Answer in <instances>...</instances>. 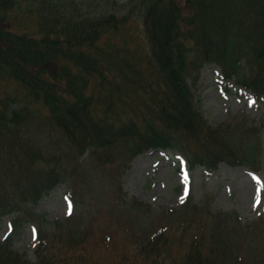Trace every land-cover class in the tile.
I'll return each instance as SVG.
<instances>
[{"label":"trees","instance_id":"1","mask_svg":"<svg viewBox=\"0 0 264 264\" xmlns=\"http://www.w3.org/2000/svg\"><path fill=\"white\" fill-rule=\"evenodd\" d=\"M205 62L264 95V0H0V215L16 211L14 225L33 224L39 240L29 257L6 238L0 264H226L217 240L261 232L264 215L233 217L235 231L209 204L153 210L120 186L123 162L151 147L177 149L191 167L243 163L231 140L250 150L256 127L201 116L187 76ZM40 130L49 148L30 138ZM88 149L101 170L80 179L71 163ZM112 155L118 166L103 163ZM59 182L73 212L47 219L34 207ZM97 197L105 203L81 230Z\"/></svg>","mask_w":264,"mask_h":264},{"label":"rangeland","instance_id":"2","mask_svg":"<svg viewBox=\"0 0 264 264\" xmlns=\"http://www.w3.org/2000/svg\"><path fill=\"white\" fill-rule=\"evenodd\" d=\"M116 1L119 4L125 3V0ZM241 65H245L244 60L241 61ZM219 71L220 67L215 63H202L197 72L189 73L187 82L200 113L211 126L244 124L247 127L251 125L256 127L253 131L255 134L249 136L251 137L249 142L252 144L250 150H245L246 143L240 146L241 141L234 142V139L239 138L238 133L234 134L231 140L236 150L242 153V156L236 153L243 161L242 166H231L228 162H222L212 172H208L202 166L188 170L183 166L184 162L178 153L155 148L132 160L129 169L122 176L121 184L128 196H135L149 203L154 209L176 207L182 203L181 200H185L187 194L185 189L188 191L191 187L194 201L201 204L209 202L210 208L214 211H223L231 215L232 217L225 218V224H231L236 231L240 223L254 220L264 212V124L262 123L264 98L261 101L255 100L248 91L236 85L234 79L224 82L220 78ZM250 101L253 102L251 106ZM30 138L43 149L49 148L54 142H50L48 134L43 130L35 131ZM57 138L59 137L56 135L54 140H59ZM256 166L259 170L253 171L251 167ZM83 168L89 173L94 169L93 166L92 169L86 166ZM87 171L86 178L90 177ZM97 173L99 170L96 171ZM254 177L260 181L259 184L253 179ZM257 187L261 189L260 204L254 208ZM68 191L70 189L67 184L60 182L38 200L35 205L36 211L45 215L47 219L65 218L71 212ZM100 203H105L104 197H97V203L80 213L83 217L75 224L81 226V230L88 229L89 220L93 217L91 213ZM12 217L13 215L10 214L0 219V243L12 230V226L7 222ZM233 217H238L240 223ZM216 220L217 218H214L208 222L207 228L211 229ZM262 222L264 224V221ZM33 230L29 224L23 225L13 230L10 237L13 248L26 252L31 257L36 245ZM258 235L260 239L256 238ZM228 236L223 235V240L225 241ZM217 242L219 246H227L223 256L226 264H264V229L259 232L255 227L254 232L247 230L244 235L238 232L230 236L225 243L220 240ZM236 255L241 257L239 263L234 262Z\"/></svg>","mask_w":264,"mask_h":264},{"label":"snow or ice","instance_id":"3","mask_svg":"<svg viewBox=\"0 0 264 264\" xmlns=\"http://www.w3.org/2000/svg\"><path fill=\"white\" fill-rule=\"evenodd\" d=\"M253 102L250 101V106ZM185 179H187V176H185ZM254 180H256L257 184L260 183V181L257 179V178H253ZM185 192H187V189H185ZM260 192H261V189L259 187H257L256 189V196H255V202L253 204V207H257L259 204H260ZM181 202H183V200H181ZM69 211H71V205L69 206ZM36 238V235H35V230H33V239Z\"/></svg>","mask_w":264,"mask_h":264}]
</instances>
